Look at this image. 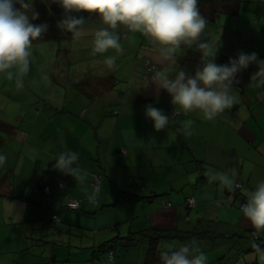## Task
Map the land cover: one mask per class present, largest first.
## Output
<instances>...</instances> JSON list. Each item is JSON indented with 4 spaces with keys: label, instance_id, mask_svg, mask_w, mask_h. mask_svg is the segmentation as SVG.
<instances>
[{
    "label": "crops",
    "instance_id": "crops-1",
    "mask_svg": "<svg viewBox=\"0 0 264 264\" xmlns=\"http://www.w3.org/2000/svg\"><path fill=\"white\" fill-rule=\"evenodd\" d=\"M53 2L32 1L38 17L31 22L48 25L33 42L30 81L24 82L31 83L26 89L35 102L30 111H0V152L7 156L0 166V226L8 229L0 240L10 245L0 250V264H143L149 242L127 243L126 237L177 228L193 236L162 245L195 241L208 264H264L252 247L264 245V235L257 238L240 212L264 179V87L251 80L258 66L238 74L239 102L215 121L199 113L172 116L171 96L148 85L146 59L174 76L189 48L178 63H160L147 36L121 25L116 31L123 54H93L91 36L80 41L64 36L50 13ZM198 7L208 21L207 38L220 42L217 64L241 51L264 60V0ZM103 26L95 14L84 25L89 31ZM107 55L117 56L116 67L102 72ZM4 78L1 91L15 92L16 83ZM149 104L176 120L156 131L144 114ZM189 118L190 134L182 124ZM9 126L11 132L4 131ZM65 149L78 153L88 174L84 182L54 168V157ZM233 169L230 187L223 177ZM94 173L101 181H94L97 188ZM41 180L50 183L49 196L36 195ZM128 193L138 198L114 204ZM70 196L81 202L80 209L67 207ZM189 197L196 203L187 209Z\"/></svg>",
    "mask_w": 264,
    "mask_h": 264
},
{
    "label": "clouds",
    "instance_id": "clouds-1",
    "mask_svg": "<svg viewBox=\"0 0 264 264\" xmlns=\"http://www.w3.org/2000/svg\"><path fill=\"white\" fill-rule=\"evenodd\" d=\"M65 10L83 11L95 14L104 25L89 31L84 27L83 16H66L59 26L71 35L72 41H80L91 36L93 54H105L115 50L123 54L121 37L116 31L121 25L132 32H139L155 45L160 63L175 64L185 48L197 49L201 62L194 74L179 68L175 75L165 69L152 74L149 84L157 92L163 89L171 96L175 116L199 113L207 121H215L226 110L239 102L234 87L238 84V74L255 63L258 71L251 77L256 87H264V60L258 59L256 52H239L226 64H217L215 57L220 42L207 38L208 21L202 15L199 0H54ZM19 5V7H17ZM32 0H0V76L14 79L18 89L24 86V77L30 71L33 42L48 30L46 23L34 24L38 17L29 11ZM65 45L68 40L63 41ZM117 56L104 57L102 72L116 67ZM147 85V86H148ZM145 116L153 122L156 131L169 128L176 119L163 110L152 106L145 107ZM184 130L190 134L192 119L182 121ZM54 168L64 175L71 176L76 182H84L87 172L79 165V156L75 151L65 149L54 157ZM7 156L0 152V166ZM235 169L225 173V185L233 186ZM240 212L248 221L254 235H264V179L257 181L255 188L240 206ZM256 256L264 260V245H252ZM160 264H208L207 255L193 241L188 244L161 246Z\"/></svg>",
    "mask_w": 264,
    "mask_h": 264
},
{
    "label": "trees",
    "instance_id": "trees-1",
    "mask_svg": "<svg viewBox=\"0 0 264 264\" xmlns=\"http://www.w3.org/2000/svg\"><path fill=\"white\" fill-rule=\"evenodd\" d=\"M234 2L239 3L240 0H199V4H212V5L223 4V3H234ZM17 7H19V5H17ZM50 13L58 23H60V21H62L68 15L83 16L85 18V20H87L90 16H92V14H89V13L83 12V11L65 12V10L57 2H53ZM126 28H127V26H126ZM127 31H128V33L131 32L128 28H127ZM63 32H64V30H63ZM64 36L71 38V35L69 33H65ZM236 56L237 55H234V56L224 55L222 58V61L228 62L230 58H235ZM200 57H201V54L196 49L189 48L186 55L184 56V59L182 61V64L180 65V68L186 70L189 74H194L197 66L201 62ZM152 64L155 65V68L153 71H151L149 69V65L151 66ZM249 69H250V66L247 68V70H249ZM156 71H157L156 64L152 60L147 58L146 59V72L147 73L145 72L146 73L145 78L146 77L147 78L152 77V74ZM0 78H1V76H0ZM118 112L119 111H116V113H118ZM174 113L175 112L172 113V116H175ZM4 124H6V123H4ZM10 127L11 126L6 127L4 131L11 132ZM12 127H14V126L12 125ZM126 150L127 149L124 148L122 150V153L125 154ZM95 180L101 182L100 177L97 173H94V175H93L92 181H93L94 187H96V184L94 183ZM46 183L49 185L48 189H46V185H45ZM59 185H60V187H64V185H65L64 180L59 181ZM35 193H36V195L37 194H44L46 196H49L51 194L50 183L46 180H41L39 182V185L35 188ZM140 197H143V196H139V198ZM71 198L78 200V199L70 196L69 201L67 203V207L69 209H73V210L80 209L81 202L79 200H78L79 201V207L78 208H72L69 206ZM135 198H138V197L134 194L128 193L126 196H120L114 204H117V203H120L123 201L132 200V199L134 200ZM143 198H145V197H143ZM244 202H246V201H244ZM195 203H196V199L192 205H190L188 203V200H187V202H186L187 209L192 208L195 205ZM53 218L55 220H57L58 216L54 215ZM191 236H193L192 231L180 230L178 228L176 230H167V229H153V230L147 229L146 230L145 229V230H141L139 232L133 233L131 236L126 237V239H127V243H134L137 240H147L149 242V246H148V249L145 253L143 264H160L159 256H160V252L162 250V248H161L162 242L169 240V239H174V238L182 239V240L190 239ZM257 238H259V237H257ZM115 257H116V250L112 248V249H110L108 260L112 262L115 259Z\"/></svg>",
    "mask_w": 264,
    "mask_h": 264
},
{
    "label": "rangeland",
    "instance_id": "rangeland-1",
    "mask_svg": "<svg viewBox=\"0 0 264 264\" xmlns=\"http://www.w3.org/2000/svg\"><path fill=\"white\" fill-rule=\"evenodd\" d=\"M33 1V0H32ZM34 4H32V8L29 11V16L32 15V10L35 9ZM51 40H48L47 43L49 44ZM251 44V41L246 43V45ZM5 76H1L0 78V87L3 84V81ZM29 78V73L24 77V82ZM11 81L15 82L14 79ZM30 79H28V82ZM31 83L24 84L22 89H17L15 92L11 93H4L0 89V111H30L31 105L35 102V98L32 96V94L26 89L30 87ZM13 85H15L13 83ZM13 85H8L9 87H12ZM17 87V86H15ZM1 211V208H0ZM1 234L7 237L8 229L5 226H0V238ZM10 245H5L4 242H1L0 240V250L6 251L9 250Z\"/></svg>",
    "mask_w": 264,
    "mask_h": 264
},
{
    "label": "built area",
    "instance_id": "built-area-1",
    "mask_svg": "<svg viewBox=\"0 0 264 264\" xmlns=\"http://www.w3.org/2000/svg\"><path fill=\"white\" fill-rule=\"evenodd\" d=\"M154 68H155V65H154V64H152L151 66L149 65V69H150L151 71H153ZM95 184H96V188H97V187H98L97 182H96ZM45 185H46V189H48V186H49V185H48L47 183H46ZM240 185H241V183H240V182H237L236 186H240ZM194 202H195L194 197H189V198H188V203H189L190 205H192ZM244 203H246V202H244ZM244 203H242V205H243ZM242 205H241V206H242ZM69 206L72 207V208H78V207H79V201H78V200H75V199H73V198H71V199H70ZM253 234H254V232H253ZM255 236H256V235H255ZM256 237H257V236H256ZM112 253H113V252H112Z\"/></svg>",
    "mask_w": 264,
    "mask_h": 264
}]
</instances>
